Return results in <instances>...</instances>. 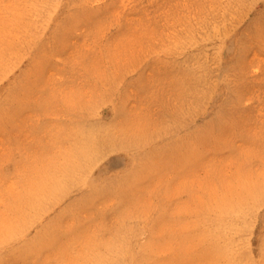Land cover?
I'll return each instance as SVG.
<instances>
[{"label":"rangeland","instance_id":"obj_1","mask_svg":"<svg viewBox=\"0 0 264 264\" xmlns=\"http://www.w3.org/2000/svg\"><path fill=\"white\" fill-rule=\"evenodd\" d=\"M0 264H264V0H0Z\"/></svg>","mask_w":264,"mask_h":264}]
</instances>
